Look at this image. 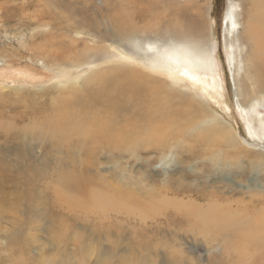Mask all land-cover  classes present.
Segmentation results:
<instances>
[{
	"label": "rangeland",
	"instance_id": "1",
	"mask_svg": "<svg viewBox=\"0 0 264 264\" xmlns=\"http://www.w3.org/2000/svg\"><path fill=\"white\" fill-rule=\"evenodd\" d=\"M190 3L192 4L189 5ZM237 4V0H0V164L6 165L7 173L10 170L14 173L20 172V181L27 176H32V172L25 164L29 162V158L12 148L14 143L17 144V138L10 140L16 136L13 131L19 132L22 140L34 147L32 156H43L44 151H48V146L56 145L55 139H52L55 134H50L51 137L49 136L47 141L37 137L36 130L46 128L45 119L49 116H46L44 112H47L48 106H51L52 110L53 107L57 109L64 107L62 110L69 109L73 112L83 106L79 111L88 113L87 104L92 99L88 93L103 86L104 77L117 81V78L111 75L109 68L115 67L120 71L126 68L125 65L134 61L132 58L124 60L119 55L135 57L140 53L141 47H146L147 39L153 42L157 13L161 12L163 23L170 16L167 10L178 12L183 9L194 15L204 28L207 44L212 46L215 52L216 76L202 74L201 80L205 83H198V85H203L201 103L206 113L209 111L207 115L215 113L220 117V125L228 124V128L230 127L223 133L225 147L220 145L212 152L209 151L208 146L204 147V155L200 160L195 158L187 160L176 154L175 149L168 152L162 151L160 154L143 153L139 155L140 158L128 160L127 155L124 154L117 156L111 153L109 156L102 153V150H98L99 152L94 149L89 150L87 144L81 147L82 143L79 140H75L77 149H71L70 153L66 150V145L58 146L59 150H55L59 153L61 150L60 157H63L65 161H71L68 164L69 169L77 166L75 172H83V179L87 182L98 177L112 185L114 179H120L123 186L128 185L127 182L137 181L139 186L145 188L140 192L138 201L131 204L133 212L129 220L124 221L123 215L128 214L124 208L110 212L106 216L107 220H104L105 224L100 223L96 214L92 212L85 215L78 211L74 213L75 228L69 233L73 241L68 242L66 249L68 251L78 249L81 253L86 250L87 264H100L95 263L98 259L108 264L117 263V260L120 262L124 257H131L135 249L140 251L139 243L143 240L153 244L154 251L150 256L156 258L155 254H157L153 264H215V260L222 256L223 249L218 245V240L190 230L186 220L179 216L184 211L176 209L177 200L168 199L164 189L169 179L180 177H184V182L192 193L206 190L237 196L235 192L243 190V186L250 191L253 188L251 179L256 180V174L245 171V164L250 160L244 157L240 150H248L250 147L248 151H257L262 148L264 128L250 118L251 114L255 113L249 110L243 111L239 107L235 96L233 78L236 74V66H242L240 48L243 46L237 44L234 38L235 32L232 26L228 25L227 21L230 20L225 18V15L238 11ZM39 10L53 14L52 21L43 20V23L49 24L48 26H39L40 22H33L34 18L31 15ZM174 12L171 11V15ZM7 13L12 14L11 19H5L2 16ZM140 13L146 15L143 21L138 18ZM114 16L118 19V27L125 29L133 25L142 29L135 41L119 40L120 38L116 35V26L110 19ZM67 26L71 27L68 31L65 30ZM50 33L53 36L52 40L46 38V34ZM33 46L42 47L31 49ZM50 51L60 52V54L51 55ZM150 55L152 56L153 53L148 52L146 59H149ZM54 59L61 62L48 64L49 60ZM138 67L142 72H148V69L146 70L142 65ZM150 76L154 75L150 74ZM188 86L194 89V85ZM195 95L198 97L197 92ZM262 103L264 105V102L259 105V116L264 118ZM39 109L43 110L41 114ZM82 113L75 115L78 117ZM75 115L74 119L77 118ZM35 123L37 125H34ZM229 134L234 139L233 142ZM6 141L11 143H5ZM21 143L18 140V145ZM71 157H75L76 160H69ZM213 157L220 158L221 168L205 171V166ZM143 158H150L151 161L142 160ZM203 159L205 160L202 162ZM54 162L57 163L56 160ZM54 162L50 161L47 164L48 171L41 178L42 189H39L44 190L45 193L44 201L47 204L44 209L52 205L53 214L57 216L55 218H65L55 194L60 195L61 191L63 193L66 189L62 187L61 182L56 181L59 175L54 169ZM261 171L262 169L258 166V173ZM55 173L57 176L54 175ZM175 185V187L178 186ZM19 186L25 187L23 182ZM227 187L235 192H231ZM58 189L60 191H57ZM12 191L7 190L9 195L0 192L2 196L0 264H16L21 259L25 252L17 244L18 237L26 238L30 245L28 250L30 256L46 251L47 258H43L41 264H78L69 260L66 254H53L52 250L57 246L50 247V242L57 240V237L62 238V235L53 234L54 229L47 231L50 221L46 218L49 217V211L44 214L46 217L41 215L44 210L40 208V205L36 206L41 202L37 194L30 193L33 192L32 190H25L21 204L10 208L9 203L14 202V198L18 196L17 190ZM184 194H189L187 188ZM40 198L42 200V197ZM107 199L108 196L105 195L95 200ZM184 200L192 206L196 204L202 208L205 204V202ZM116 203L110 201L108 210ZM30 206H33V209ZM171 208L175 214L172 213ZM115 215L116 218H114ZM118 220L121 222L120 225ZM20 222L22 223L20 229L14 228ZM138 223L141 224L143 233L133 234V227L140 231ZM122 225L125 227L123 233L119 228ZM33 226L36 229L30 231L29 227ZM136 240L138 242L131 254L128 249ZM167 241L171 248L180 250L187 256L182 261L172 258L166 253ZM18 257L19 260L16 261ZM29 264L38 263L29 261ZM219 264H230V262L223 261Z\"/></svg>",
	"mask_w": 264,
	"mask_h": 264
},
{
	"label": "bare ground",
	"instance_id": "2",
	"mask_svg": "<svg viewBox=\"0 0 264 264\" xmlns=\"http://www.w3.org/2000/svg\"><path fill=\"white\" fill-rule=\"evenodd\" d=\"M237 2L236 9L238 11L233 10L235 12L225 15V18L230 20L227 21L229 22L228 25L232 26L235 32L234 38L237 44L243 46L240 48L242 66H236L237 70L233 78L235 96L239 107L243 111L249 110L255 113L254 115L251 114L250 118L264 128V118L259 116V105L264 102V0H237ZM167 11L170 16L165 23L162 22L161 12L156 15L157 23L152 37L153 42H149L147 39L146 47H141L140 53L138 52L139 54H136L135 57H128L125 54L119 55L124 60L126 58L134 59L132 63L125 65L126 68L120 71L115 67L109 68L112 72L110 74L115 76L117 81L104 77V85L88 93L92 98L87 104L88 113L79 111L82 110L83 106L74 110L75 112L69 109L62 110L64 107L60 109L58 106V109L53 107L52 110L51 106H48L47 112H44L46 116H49L45 119L46 128L45 130L41 128L36 130L38 132L37 137L47 141L49 136L51 137L50 134H55L53 136L55 138L52 137V139H55L56 145L48 146V151H44L43 156H32V148L34 149V147L24 142L19 132L13 131L16 136L10 140L17 138V144L14 143L12 148L24 153L29 158V162L25 164L29 168L28 170H31L32 176H27L23 181H20V172L14 173L10 170L7 173L5 171L6 165L0 164V192L9 195L7 190L10 192L12 190L18 191V196L14 198L15 201L9 203L10 208L21 204L25 190H32L33 192L30 193L37 194L41 202L36 206L40 205V208L44 210L41 215L44 216L49 211V217L46 218L50 221L47 231L54 229L53 234L62 235V238L57 237V240L50 242V247L57 246L52 250L53 254H66L65 256L73 262L87 264L88 252L86 250L81 253L78 249L72 251L66 249V245L72 240V235L70 236L69 233L75 228L74 213L78 211L85 215L92 212V214H96L100 223L105 224L104 220H107L106 216L110 212L124 208L128 213L123 215L124 221L129 220L133 212L131 204L137 202L140 192L145 190L144 187L137 184L139 183L137 181L127 182L129 184L123 186L120 179H114L111 185L95 177L87 182L83 179V172H75L77 166L69 169L68 164L71 161H65L63 157H60L61 150L60 153L55 151L56 149L59 150L58 146L66 145V150H69L68 153H70L72 152L71 149H77L75 140H79L82 143L81 147L83 144H87L89 150H102V153L109 156L111 153L117 156L124 154L127 155L128 160L140 158L139 155L143 153L160 154L162 151L168 152L175 149L176 154L187 160L192 158L200 160L204 155V147L208 146L209 151L212 152L220 145L226 144L225 139L223 140V133L227 132L230 127L228 128V124L220 125V117L215 113L207 115L209 111L206 113L205 107L203 108V103H201L203 101H201L203 85H198V83H205L201 80L202 74H215L213 47L207 44L204 28L194 15L183 9L178 10V12ZM171 11L174 12L172 13L173 16ZM2 16L5 19L12 18L11 13ZM25 16L27 17L26 14ZM31 16L35 19L33 22H40L39 26H48L49 24L43 23V20L50 22L53 19V14L45 10L33 12ZM144 16H146L144 13H140L138 18L143 21ZM110 19L112 24L116 26V35L120 38L119 40L135 41L137 35L142 32V29L133 25L125 29L118 27L116 16ZM70 29V26L65 28L67 31ZM41 36L43 37L42 34ZM46 38L52 40L53 36L51 33L46 34ZM152 46H154L153 49H151ZM36 47L42 46H33L31 49ZM148 52H152L153 55L146 59L145 56L148 55ZM49 53L51 55L60 54V52L55 53V51ZM56 61L61 62L54 59L49 60L48 64ZM136 64L142 65L143 68L148 69V72H142ZM149 73L154 76H150ZM188 85H194V89ZM196 92L198 97L195 95ZM38 111L41 114L43 110L39 109ZM77 113L82 114L77 117L75 115ZM74 115L77 117L76 119H74ZM36 123L34 125H37ZM31 125L33 124L31 123ZM229 135L231 136V134ZM25 137L27 136L25 135ZM28 138L30 137L28 136ZM230 138L233 142L232 136ZM18 140L22 142L20 145H18ZM5 143L10 144L11 142L6 141ZM248 150H240V152L250 160L245 164V171H252L256 174V180L251 179L253 186L251 191L243 186V190L240 192H235V190L227 187L237 196L206 190H198V192L192 193L185 184L184 177L169 179L164 189L168 199L177 200L176 209L184 211L179 216L186 220L190 230L218 240V245L223 249V254L215 260V264L223 261H228L230 264H264V146L257 151ZM217 156H219L218 153ZM74 159L75 157L69 158V160ZM219 159L213 157L204 170L221 168L222 162ZM55 160L57 163L54 162ZM142 160L151 161L150 158H143ZM50 161L54 162V169L56 172L58 171L59 178L57 177L55 180L58 183L61 182L62 187L68 191L64 190L63 193L61 191L60 195L55 194L65 218H55L57 216L53 214L54 207L52 205L50 208L44 209L47 203L44 201V190H40L42 189L40 180L47 173V164ZM258 166L262 169L261 173H258ZM256 170L257 172H255ZM54 175L57 176L56 173ZM22 182L24 188L19 186ZM58 183L56 184L60 185ZM175 184L178 186L175 187ZM186 188L189 192L188 195L184 194ZM161 192L163 194V191ZM105 195L108 196L107 200H95L101 199ZM184 199L205 202L203 208L206 209L196 204L192 206ZM1 200L2 196L0 195ZM110 201L117 203L108 210ZM30 208L33 209V206ZM171 211L175 214L172 208ZM118 223L121 224L119 220ZM21 224L20 222L14 228L19 230ZM138 224L140 231L133 227V234L143 233L141 224ZM29 228L30 231L36 229L35 226ZM119 228L123 233L125 227L122 225ZM105 234L107 235V233ZM137 242L138 240L134 241V244L129 247L128 250L131 254H133ZM168 243L167 241L166 253L172 258L182 261L187 256L182 251L171 248ZM17 244L25 253L20 260L19 257L17 258L16 261H19L16 264H29V261L30 263L41 264V260L47 258L44 250V253L41 251L35 256H30L28 252L30 245L25 237H18ZM139 246L140 251L135 249V253L131 257H124L122 261L117 260V263L112 264H153L152 262L157 259V254H155L156 258L150 256L154 251L153 244L143 240ZM220 248L218 247V251ZM22 250L21 252H23ZM95 263L108 264L100 261V259Z\"/></svg>",
	"mask_w": 264,
	"mask_h": 264
}]
</instances>
